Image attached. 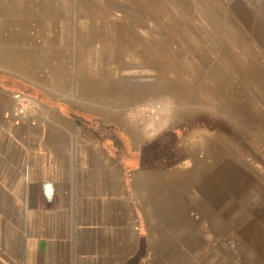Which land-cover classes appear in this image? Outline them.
Wrapping results in <instances>:
<instances>
[{
	"label": "rangeland",
	"instance_id": "374dc122",
	"mask_svg": "<svg viewBox=\"0 0 264 264\" xmlns=\"http://www.w3.org/2000/svg\"><path fill=\"white\" fill-rule=\"evenodd\" d=\"M64 64L101 100L129 96L132 125L169 119L154 139L184 128L167 144L182 160L162 173L195 169L175 198L195 233L185 263L264 264V0H0V83L18 105L68 98Z\"/></svg>",
	"mask_w": 264,
	"mask_h": 264
},
{
	"label": "crops",
	"instance_id": "0c3cea01",
	"mask_svg": "<svg viewBox=\"0 0 264 264\" xmlns=\"http://www.w3.org/2000/svg\"><path fill=\"white\" fill-rule=\"evenodd\" d=\"M60 70L66 90L59 93L68 98L37 102L25 116L17 112L16 85L0 83V264H186L190 253L194 259V229L179 226L177 183L164 180L163 169L141 168V149L169 119L134 126L124 116L129 96L101 100L97 80L82 83L68 64ZM66 107L90 108L117 135Z\"/></svg>",
	"mask_w": 264,
	"mask_h": 264
},
{
	"label": "trees",
	"instance_id": "16d2710c",
	"mask_svg": "<svg viewBox=\"0 0 264 264\" xmlns=\"http://www.w3.org/2000/svg\"><path fill=\"white\" fill-rule=\"evenodd\" d=\"M183 130L184 128L171 129L161 135L160 138H157L153 145L150 147L152 149L145 152L146 156L144 157V162L141 163V168L169 169L178 164L182 160V156L180 150L176 145L177 143L174 142L173 145L167 144H169L170 140L175 141L177 137L181 138L182 136H184V134L186 133ZM164 144H166V149H168V152L163 150L162 147L164 146Z\"/></svg>",
	"mask_w": 264,
	"mask_h": 264
},
{
	"label": "bare ground",
	"instance_id": "6f19581e",
	"mask_svg": "<svg viewBox=\"0 0 264 264\" xmlns=\"http://www.w3.org/2000/svg\"><path fill=\"white\" fill-rule=\"evenodd\" d=\"M95 102V101H94ZM33 105V104H32ZM135 126V125H134ZM135 128V127H134ZM134 130V129H133ZM136 132H138V129H136ZM139 134V133H138ZM202 140V139H201ZM198 141V140H197ZM191 161V160H190ZM193 166L195 165V163H192ZM188 168V167H187ZM186 169V168H185ZM195 169H190L189 171L187 170H183L182 172L181 171H176V172H171L169 174H167L166 178L168 180H171L172 182H175L177 183L178 186H187V183H191L192 179L194 178V175H195V172H194ZM142 178V177H139V179ZM209 178V177H208ZM207 178V179H208ZM202 179V178H201ZM210 179V178H209ZM135 182V181H134ZM210 182V181H209ZM147 183V182H146ZM156 183V182H154ZM203 183V182H202ZM139 185V183H138ZM137 185V186H138ZM150 185V184H149ZM206 189V188H205ZM149 190V189H148ZM150 192V191H149ZM144 194V193H143ZM204 195V193H203ZM156 196H157V199H158V194L156 193ZM213 196V195H212ZM160 198V197H159ZM210 199V198H209ZM208 200V199H207ZM152 202V201H151Z\"/></svg>",
	"mask_w": 264,
	"mask_h": 264
},
{
	"label": "built area",
	"instance_id": "2783aa9c",
	"mask_svg": "<svg viewBox=\"0 0 264 264\" xmlns=\"http://www.w3.org/2000/svg\"><path fill=\"white\" fill-rule=\"evenodd\" d=\"M25 100H28V102L24 101L22 102L20 105H18V113L19 115H22V116H25L28 111L30 110L31 108V103H32V100L31 99H25Z\"/></svg>",
	"mask_w": 264,
	"mask_h": 264
},
{
	"label": "flooded vegetation",
	"instance_id": "af4514ba",
	"mask_svg": "<svg viewBox=\"0 0 264 264\" xmlns=\"http://www.w3.org/2000/svg\"><path fill=\"white\" fill-rule=\"evenodd\" d=\"M94 124H97V123L94 122ZM99 130H100V129H99ZM100 131H101V130H100ZM116 139L118 140L117 136L114 137V141H115V143L117 142ZM118 141H119V140H118Z\"/></svg>",
	"mask_w": 264,
	"mask_h": 264
}]
</instances>
